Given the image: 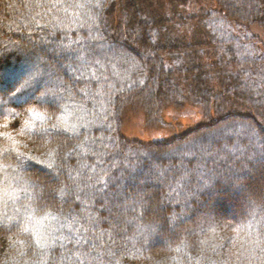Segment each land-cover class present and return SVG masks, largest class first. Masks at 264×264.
<instances>
[{"label":"trees","instance_id":"obj_1","mask_svg":"<svg viewBox=\"0 0 264 264\" xmlns=\"http://www.w3.org/2000/svg\"><path fill=\"white\" fill-rule=\"evenodd\" d=\"M129 1L132 2L130 3L125 16L127 17L124 25L125 27H122L123 30L116 33L117 26L119 27L120 25L119 22L117 23L115 30L111 31L109 29L108 21L112 24L111 20L114 22L120 20L119 17L118 19L116 18V10L122 7V0H111L110 4L106 5L102 3L99 4L100 0H0V135L4 134L3 138H0V146H5L4 148L0 147V159L3 160V162H0L5 166L4 170H6L8 162H11V154L9 153L12 150L10 143L11 133L8 132H10L13 126H15V123H13L15 120L13 118L17 113L20 112L19 114H21V111L26 108L28 103L32 100L34 101L39 95H42V98H45L43 100L46 102L48 101L47 98L53 97L55 98L54 101L59 103L57 99L58 96L61 95V92L63 93L64 91L69 90L72 94H77L79 98L84 95L83 97L87 99L88 102H92L91 98L94 96L93 94H95V90L98 88L93 86V82H90L91 86L89 85V81L91 77H93L91 75H93L94 72L97 76L96 79L94 78L96 80V82H94L97 83V85L102 82L103 78L105 79L104 83L102 82V91L103 96L108 99H103L104 102H102L101 98H96L95 95L93 99L96 102H92V105L96 110L97 118L99 117L101 121L103 116H99L98 114L100 107L104 106V109L110 108L106 113V126L108 125L113 127V129H116V122L120 119L118 107L120 106L119 102L121 101V95L124 94V91L129 90L131 84L133 87H139L138 89H140V92L135 96L138 98L140 97V100L147 101V104H149L148 106L146 105L149 110H144L145 115L148 116L147 120L150 121L155 116L156 119L160 114L159 111H161V108L163 107L161 105V102H163L162 97L167 93L166 90H171L174 85L172 79L166 77L162 66L163 60H167V57L169 60L174 57V54L173 57L169 54L185 48H187L189 56H193L194 53L200 54V49L198 48L202 46L201 44L206 46L209 44L211 45L210 42L208 43L207 39L212 40V34H214L210 31L211 29H209L208 22L215 17L221 18L224 13L227 17L236 20L238 23H247L246 21L248 19L254 18L255 21H257L254 24L264 26V15H262L264 12V0H212L211 3L205 7H202L201 1L198 0L196 1L198 2L197 8H204L202 9L203 13L201 12L202 15H198V12H195L197 8L195 11H191L192 9H185L187 11L180 9L183 5L185 6L186 2H191V0H163L166 1L168 5H163L154 10L152 7L155 6L154 3L159 0ZM170 3L180 5L175 6L174 4V7H172L170 6ZM161 8H164L165 10L162 17H149L153 11ZM123 12L125 13L126 10L124 9ZM140 13L146 14L149 19L143 22ZM257 14L260 15L256 16ZM119 15L120 17L123 16L122 14ZM262 16L263 18H261ZM80 24L82 25L78 28ZM131 25L134 26V29H130ZM43 26L45 27V30ZM112 29H114V27ZM198 34L200 39L196 40ZM66 35H70L72 38V46L68 44V47L65 48V50L74 53L76 56L80 55L84 50V46L90 51L88 55L86 54L89 59L86 64L84 63L78 66L77 63H79V58L76 60L75 57L72 60L64 55V50L61 46L62 38ZM114 36H120L119 41H123L126 46H129V50L126 49L127 51H121L118 47L116 50L112 48V37ZM202 36L204 37V40L202 39ZM9 40H11V47H9ZM188 40H190V42ZM221 40L227 42L226 44L228 45L233 44L237 46L234 40H231V43L224 38H221ZM240 42H244L243 39ZM158 43L161 45L158 46ZM64 44L67 46L66 43H63V46ZM180 44H182V47H180ZM101 45L106 48L105 51H107V53L108 50L111 52L112 49L114 52H112L113 55L108 57L105 55L99 57L98 55L101 60H96L97 52ZM244 45L249 46L245 43ZM119 48L121 47L119 46ZM191 48H193V50ZM118 51L119 53H117ZM191 51H193V53L190 54ZM214 52H216V55ZM214 52H207L206 56L209 57V61H211L209 62L211 67L204 72L209 74L207 76L215 79L213 80V85L220 81L222 86L216 88L224 91L226 90L223 89L226 86L224 80L228 81V79H235L229 67L230 65L236 64V62L235 60H230L229 63L227 61V56L225 54V56L222 55L219 50H215ZM253 53L255 54L257 51H253ZM202 55L203 54H201L200 57ZM37 56H39V61L36 59ZM43 56L46 59L51 57V63L48 62V64L46 60L43 61ZM262 60L264 61V59ZM95 63L98 65H95ZM99 63L103 64V66L99 65ZM136 64H140V66L137 70L135 69V71L131 73L130 69ZM46 65L48 69L44 70ZM66 66L71 67V69L67 68V71L75 73V78L70 76L71 73L69 76L66 75ZM95 66H101L102 69H97ZM211 73L213 76H211ZM85 75H87V82L82 79ZM191 76H187V79H190L191 82L200 80L198 75H195L194 78H191ZM78 77L82 78L79 79ZM126 80H128V85L125 84ZM179 80L178 83L180 82ZM154 85H156L154 88H157L158 90V96L157 94L153 95L151 93ZM229 86L230 83L228 82V87ZM28 91H30V93ZM53 91L55 95L50 96L48 93H53ZM9 92L11 95H7ZM141 94L142 96H144L143 94L149 95H145L143 98ZM250 96H246L244 93L237 96V100L239 101V104H241L237 106L239 109H236V111L241 110L242 108V111L245 112L247 110L251 111V109L255 110V107H253L255 103L250 101ZM150 97H153V99ZM65 98L66 96L62 103L58 104V108H61V106L63 107V113L61 114L57 107L54 108V105H47L50 107L51 116H54V114L55 116H66L67 113L69 115V112H71L70 114L74 113L77 107L74 105L64 106V104L67 105L71 102L70 100L69 102L67 100L65 103ZM110 99H112V101ZM219 99L220 102L223 101V98ZM216 101L218 102V100ZM156 104L159 108L158 110H155ZM224 104L226 105V103ZM39 108L42 109L41 106ZM33 110L36 112L35 109ZM56 110H58V112ZM156 111H158L157 114L155 113ZM27 120L29 121L30 119L27 118ZM6 121L7 123L5 125L4 122ZM101 121L97 120L91 129V125H89V130L85 132V137L81 135V140L78 142L75 140L80 146L76 144V147L71 150L69 149V143L60 140L61 133L55 134L56 136H59V138H55L54 141L50 143L53 151H57L59 156L56 170L54 169L57 173L55 176H57L58 179H64V173L66 177L70 174V177L68 176L70 181L67 183L62 182V184L56 181L57 183L53 186H51V184L54 183L51 182V184H49L51 186L49 191L50 195H46L47 197H44V194L43 196L42 194L37 195L39 190L42 191V187L37 184H41L40 182L45 183V178L43 177L45 175H42L44 173L39 170L40 167L33 166V168H30V170L27 171L28 175H30L27 183L33 187V190H31L33 196L31 197L34 199V208L36 209V212L32 210L33 212L31 211L27 217L25 216L26 218L24 217V222L21 221L19 223L18 221L9 224V218L15 214L16 210H12L10 207L11 205L9 206L10 208H0V215L3 214L2 217L5 222L8 221V223L0 224V264H78L79 262L83 264L82 260L91 261L94 259L96 256L94 257V255H91V249L94 247L76 250L74 245L77 238H72L70 237L71 235H66L67 233H74L73 229L78 227L81 220L77 222L75 227L73 226V223H69V225H63L65 229H60L61 223H57V221L53 226V220L49 216L58 215L56 218L59 219L62 217L66 218L67 215H70L68 218H71V216L79 218L80 216H78V212L83 210L84 207L86 210L89 208L88 212H86L87 214L89 213L92 218L104 220V224L99 223L96 225L94 222L93 224L91 223V226L88 228L91 230L92 227V231H101L100 227L102 229L105 228L106 230L109 229L107 224L111 225L113 220L117 221L116 223H122L121 225H125V220L127 222L131 221V216L129 217L126 214L134 215L136 211L137 213L147 216H160V222L166 224L167 221L171 224L164 225L165 227L163 228L156 226L157 229L154 231V234L156 235V233L160 231L159 233L163 236L156 235L155 237V235H153L152 238L154 237V239H157L155 240V243L160 241L161 238L168 240V243L171 239L173 241L181 236L185 237L184 234L187 233L189 229L191 230L197 226V223L194 222L195 220L185 223L192 218V215L189 212L201 210L207 215V218L208 216L210 218L209 223H211V226L206 227L215 230L218 229L219 231L215 233L216 235H219L220 230L223 232H221L219 236L213 234V240L205 239L204 242L206 243L204 244L206 245H203L201 252L199 249L202 245L199 243L201 246L197 245L199 247L198 253H196L197 256L192 255L194 258L191 257V252L186 249V252L181 254L183 256V261H185L184 264H264V224L259 227L261 224L258 225L255 223L256 225H253V222L249 221L253 218L255 212L259 213L258 218L264 217V167H256L257 161L263 159V157L258 155V150L255 151L256 154L251 156H246L244 154L238 156L239 153L235 154L234 157L233 154L227 155L230 159L217 163H214V160L208 162L209 158L206 155L201 157L205 158L202 162L199 161L197 162L199 163L198 165H194V162L196 161L192 158L190 163L185 161L184 158L186 156L183 155L184 151L182 149H176L177 147L168 149L171 147V144H168L166 145L167 150H157L158 153H156V156L154 157L156 163L150 164L147 163L148 156H151L149 152H151L152 149L155 150V148L161 149L164 147V144L159 147L157 144H153L152 146H146V148L141 147V149L139 147L135 148L137 147L135 145L131 146L124 143L125 145H122V147L119 148L114 144L117 137L113 136L112 138L110 134L107 135L105 131L103 132L102 128L100 129L98 127L101 126ZM104 122H106V120ZM95 129L99 131L95 132ZM199 129L196 130L199 131ZM215 130L217 131L219 129ZM250 130L256 132L253 125H250ZM191 132L193 133V130ZM107 133H110V131ZM203 134V137L195 139L190 143V147L193 150V152H190L192 157H199V154L196 153V151L199 150H195V147L200 143V140L202 141L201 143L206 144L205 142L208 139V135H206V133ZM107 136L112 140L111 144L107 146L111 150L110 158H112V160L115 158L120 164L121 169H119V173L118 170L114 173L115 178L112 180L115 184L111 181L108 182V185L107 183H104L106 187L104 186L103 191H101L102 188H96V186H94L95 184H88L87 179L89 176L87 174L85 175V170L89 160L86 155H88V149H91L89 140L92 138H98L99 141L97 142L99 145L103 146V144L106 143ZM251 137L255 138V136ZM102 139L104 140L102 141ZM252 143L253 142L249 139L248 142L246 141V144H242L241 147H244V149H252L249 147ZM220 144L222 145L223 143ZM36 145L44 152H46V148H48V144L45 142L42 143L37 141ZM206 145H208L207 154L212 158L213 156L210 154L216 150L212 148V144L207 142ZM79 148L84 150V152L77 155V152L79 151L76 150H79ZM216 148H218L217 151L220 154L223 153L220 147ZM225 148L227 149L229 147L226 146ZM98 151L99 146L97 152ZM97 152L96 154L93 153L95 159L99 154H102ZM170 152H173L172 155H169ZM174 152L176 156H174ZM71 153L75 155L74 159H76L77 162L76 160L74 161V159L68 161V157L71 156ZM76 155L78 157H76ZM167 156L169 158L171 156L170 161ZM84 157L86 158L84 159ZM110 158L109 160L111 161ZM224 165L226 167L223 168ZM258 168H261V170L258 171ZM202 169H211L212 172H215V176H219L220 179H223V182L228 183L220 182V184L208 185L209 182H207V185L200 184L202 180H205L204 176L208 174L206 170V173L204 172L203 175L201 173L198 175ZM86 171H92L91 167ZM117 176L120 178L119 180L117 179ZM234 176H236L235 178L237 179H232ZM191 178L194 179V181L191 180L194 183L188 184V181ZM245 178L248 179L245 181ZM122 180L125 182V185L126 181L131 180L130 184L126 185L125 188L126 191L124 197L126 200L123 199L125 200L123 205V200H117L118 198H121L119 194L121 192V187L123 188L121 184ZM0 181L1 187L2 180ZM18 181L19 180H17L16 184L19 185L21 181L19 183ZM229 182H233V184L231 185ZM145 183L146 186H143ZM138 186L140 188H138L139 192H147L145 193L147 196L145 198V200L147 199L146 206L143 204L145 203V200L141 201L138 198L136 200L137 205L128 202V199H131L134 194L131 190H134V188ZM151 187L154 189H150ZM183 187L184 189H182ZM201 189L203 191H207L208 189L210 192H216L218 190L221 194L223 191L228 192L230 191L229 189H235L237 193H243L246 196V198L244 197L243 202L244 210L241 211L237 206V209L234 210L233 214H225V207L233 205L229 204L228 201L221 200L223 203L219 202V205L216 204L217 206H215L219 209L218 211H204L207 207L205 206L206 201L212 202L213 200L209 194L207 195V193L201 195ZM173 190H176V197L169 195V192ZM78 191L81 193L78 194ZM183 202H185L186 206ZM131 204L134 205V209L130 208ZM165 204H168V206L163 211V208L166 207ZM42 205L47 207L44 208ZM59 205H61L60 209L62 210L52 212V209ZM119 206L122 207V210H115L116 207ZM41 208L43 210L38 214V210L40 211ZM38 216L39 218L46 217L45 220L42 221L44 227L43 230L45 229L49 234L52 229L51 227L54 229L55 226L59 224V228L57 229L61 231L60 233L63 235V241L59 240V236H61L59 234L50 238L49 241H47L48 243L45 241L43 243L39 238L37 239L38 236H34L36 239L33 240V234L35 233H32L34 230L32 226L38 221ZM171 228H174L175 232H172ZM68 229H72V232L67 231ZM227 229L229 230L227 231ZM115 230H117L116 233L118 235L121 234L120 237L122 240L123 238L125 239V234H123L125 233L124 231L127 230L125 229V226L124 228ZM203 230L204 227L201 228V231ZM127 232L129 231L127 230ZM52 233L53 231L51 234ZM171 234L173 235L171 236ZM56 236H58V239H55ZM67 236L71 239L64 240ZM199 237L201 238V235ZM200 238L193 237L189 241H191L192 245H194L193 243L198 244ZM111 240V238L107 242L106 240H101L103 242L99 240L98 243L95 244V247L98 248L100 254H103V258L101 259L102 262L117 264L115 260L118 258L117 256L115 257V255L121 252V255L119 254L118 257L127 255L132 256L131 251L135 252V248L126 251L127 248L123 246L124 249L121 248L119 251L115 252V255L111 259V255H113L114 252L113 242H111ZM146 241L147 239L137 248V253L146 246ZM201 241H203V238H201ZM167 245H169V243ZM206 249H212V251H207ZM150 250L155 252V250L153 251V248H150ZM192 253L194 254V252ZM186 255H189L187 263L184 259ZM173 262H166L164 264H175ZM125 264L134 263L130 261Z\"/></svg>","mask_w":264,"mask_h":264},{"label":"rangeland","instance_id":"obj_2","mask_svg":"<svg viewBox=\"0 0 264 264\" xmlns=\"http://www.w3.org/2000/svg\"><path fill=\"white\" fill-rule=\"evenodd\" d=\"M110 1L111 0H100L99 4L101 3L105 5L110 4ZM196 1L198 0H191V2L188 1L186 2L185 6L183 5L182 7H180V9H183L184 11H187L185 9H190V10L192 9L191 11H195L196 8L198 7V2ZM200 1L202 3V7H205L208 4H210L212 0H200ZM131 2L129 0H122L121 2L122 7L116 10L117 12L116 18L118 19L119 17L120 20H117L115 22L111 20L112 24H110V22L108 21V25L110 27L109 29L111 31L115 30V27L117 26L118 22L120 25L119 27L117 26L116 33L123 30L122 27H125L124 25L127 19V17L125 16L127 14V11L129 9ZM174 4L175 3H170V6L174 7ZM154 5L155 6L152 7L153 10L163 5H168V4L166 1L159 0L155 2ZM179 5L180 4L178 5L175 4V6H179ZM202 7L197 8V10L195 11V12H198V15H202L201 12H202V9H204ZM124 9L126 10L125 13L123 12ZM121 10H122V13H121ZM164 11H165L164 8L155 10L149 15V17L154 16V17L160 18L162 17V14ZM119 14H122L123 16L120 17ZM259 15L260 14H257L256 16H259ZM262 15H264V12L262 13ZM141 17H142L141 19L143 20V22L149 19L148 16L144 13L141 14ZM261 18H263V16ZM246 22L247 23H244V22L238 23L236 20H232L230 17H227V15L224 13L221 16V18L215 17L213 20H210L208 22L209 29H211L210 31L213 32L214 34H212L213 36L212 40L207 39L208 43L210 42L211 45L209 44L208 46H206L204 44H201L202 46L198 48L200 49V54L194 53L193 56L192 55L189 56V52L187 48H185V49L177 50V52L175 53L169 54L172 57L174 54V57L173 58L171 57L172 59L170 60L167 57L168 55L166 56L167 60L162 61L163 70H164L166 77H168V79L169 77L172 79V82L174 83V85L171 90H168V91L166 90L167 93L164 94V96L162 97L163 102H161V105L163 107L161 108V111H159L160 114L157 116L156 119H155L156 117L155 116L152 120L150 121L147 120L148 116L145 115L144 109L149 110L148 107H146V105L148 106L149 104H147V101H144V100L142 101L140 100V97L138 98L135 96L137 93L140 92L139 91L140 89H138L139 87L138 88L133 87L131 84L128 91H124L123 92L124 94L122 95L120 94L121 101L119 102L120 106L118 107V111L120 113V117H119L120 119H118V122H116V125H115L116 129L115 128L113 129V127H110L108 125L106 126L107 124L106 113L107 111H109L110 108L104 109L105 108L104 106L100 107V111H98L99 112L98 114L99 116L101 115L103 116V119L101 121L99 117H98L99 119L97 118L96 116L97 113L95 112L96 110L94 109L92 105V102L95 101L93 99L95 95H96V98L97 97L101 98L102 102H104L103 99L105 100L108 99L107 97L103 96V91H102V85L105 79L103 78L102 79L103 83L100 82L97 85V83H95L96 82L95 79L97 78V76L95 75L94 72H93V75H91L93 77H91L89 81V85L91 86V83L93 82V86H96L95 88L97 87L98 88L95 90V94H93L94 96L91 98L92 102H88L87 99L83 97L84 95H82L81 98H79L77 94L74 95L72 94L71 91L68 90V91H64L63 93L61 92L60 96L57 95L58 96L57 100L59 101V103L58 102L56 103L54 101L55 98L53 97L51 98L49 96H48L49 98H47L48 101L46 102L45 100H43L45 98H42V95L41 96L39 95L38 98L34 99V101L32 100L30 103H28L26 108H24L21 111V114H19L20 113L19 112L17 113V115L14 116L13 119L15 121H13V123H15L14 124L15 126H13L10 132H8V133H11L10 143H11L12 150L11 152H9L11 154L10 155L11 162H8L6 170H4L5 166H3V164L0 162V180H2V184L0 187V208H3V207L7 208L11 205L10 206L11 209L16 210L15 214L9 218L10 219L9 224L16 223L18 221L19 223L21 221L24 222L23 220L24 217L25 216L27 217L28 214H30L32 210L36 212V209L34 208L35 202H34V199L31 197L33 196L32 191H31L33 190L32 189L33 187H31V185L27 183V180L30 176L28 175L27 171L30 170V168H33V166L40 167L39 170H41L44 173L42 175H45L43 176L45 178V183L40 182L41 184H37L38 186L42 187L41 188L42 191L39 190L37 192V195L42 194L43 196L44 194V197H47L46 195H50L49 194L50 193L49 191L51 189L50 187L55 185V183L58 182L62 184V182L67 183L68 181H70V179L68 178V176L70 177V174L67 175L66 177L64 172H63L64 179H58L57 176H55L57 175L55 170H56L57 163L59 162L58 161L59 156H58L57 151L55 152L53 151L51 144H50L54 141L55 138H59V136H56L55 134L61 133L60 140L69 143V147H70L69 149L71 150L72 148L76 147V144H77L76 142L81 140V135L85 137L84 135H85V132L89 130L88 128L89 125H91L90 127L91 129L97 120L101 121L100 122L101 126H98V127L100 129L102 128L103 132L105 131L107 135L110 134L112 138L113 136L117 137L114 144L119 148L122 147V145H125L124 143H127L131 146H134V145L137 146L135 148H138V147L146 148V146H149V145L152 146L153 144L155 145L157 144L159 147L160 145L164 144V147H162L161 149L155 148L156 151L152 149L151 152H149L151 156H148L147 163H150V164L156 163V160H154V157L156 156V153H158L157 150H163V149L167 150L166 145L171 144V147H169L168 149L172 147H177L176 149H179V148L182 149L184 151L183 155L186 156L184 158L185 161L190 163L192 161L191 160L192 158L194 159V161H196L194 162V165L195 164L198 165L199 163L197 162L199 161L202 162L205 158H201V157L206 156V155L209 158L208 162H211L212 160H214L213 162L217 163V162L226 161L227 159H230L229 156L227 155L233 154V157H234L235 154L239 153L238 156H241V154H244L246 156H251L253 154H256L255 151L258 150L259 151L258 155L260 157H263V159H261V161L256 160L257 161L256 167H261V166L264 167V61L262 60L264 59V26H259L257 24H254L257 22L255 21L254 18L248 19ZM81 25L82 24H80L78 28H80ZM113 27L114 29H112ZM43 28L45 30L44 26ZM130 29H134V26L131 25ZM221 38H224L225 40L230 41V43L232 42L231 40H234L237 46L231 44L232 45L231 47L230 44L229 45L226 44L227 42H223ZM198 39H200L199 34L196 37V40ZM202 39L204 40V37ZM242 39L244 42H240ZM119 40H120V36L112 37V41H113L112 48L116 50L118 47V49L121 51H124L126 49L129 50L128 48L129 46H126V44H124L123 41L121 42ZM205 40H206V37H205ZM188 41L190 42V40ZM71 42H72V38L70 37V35L69 36L66 35L65 37L62 38V46L61 45L60 46L64 50V55H66L67 58L69 57V59L71 58L72 60L75 57H76V60L79 58L78 60L79 63H77L78 66L84 63L86 64L89 60L86 54L88 55L90 51L87 49L86 46H84V50L80 53L79 56H76L74 53H70L69 51L65 50V48L68 47V44L71 45ZM63 43H66L67 46H65V44L63 46ZM244 43L249 46H245ZM74 45H75V42H74ZM157 45L160 46L161 44L158 43ZM102 46L103 45H101L98 49L96 60H101L99 57H102L103 55H105L106 57L113 55L112 53L114 52L113 49L111 52L108 50V53H107V51H105L106 48ZM119 46L121 48H119ZM194 46L196 47L195 44ZM9 47H11V40H9ZM180 47H182V44H180ZM191 49L193 50V48ZM215 50L221 51L222 55L225 54L227 56V61L229 63H230V60H235L238 66L237 67L236 64L230 65L229 68L231 69V73L233 74V77H235V79H232V80L228 79V81L224 80V83H226L225 88H223V89H226L224 91L216 88V87L222 86V83L220 81H218L217 84L213 85V80L215 79H212L213 77L207 76L209 74L207 72H204L206 69L209 70L211 67V64H209V62L211 61H209L210 60L209 57L206 56L207 52H214ZM253 51H257V53L254 54ZM117 53H119V51ZM191 53H193V51H191L190 54ZM214 53L216 55V52ZM201 54L203 55L200 57ZM36 59L39 61L40 60L39 56H37ZM44 60H46L47 63L48 62L51 63V57L46 59L43 56V61ZM96 64L97 63H95V65ZM99 65L103 66V64H100V63ZM139 66L140 64L134 65V67L130 69L131 73H133L135 69L137 70ZM65 68H66V75L69 76L71 72L67 71V68L71 69V67L66 66ZM96 68L102 69L101 66L96 67ZM47 69L48 67L46 65L44 67V70H47ZM186 75L187 76L192 75L191 78H194L195 75H198L200 77V80L196 82H191L190 79H187ZM70 76L72 78H75V73H71ZM211 76H213L212 73H211ZM78 78L81 79L82 77L81 78L78 77ZM82 79L87 82L88 81L87 75H85ZM179 79H182V80H179ZM128 80L125 81L126 82L125 84L127 85H128ZM178 80L180 81L179 83H178ZM228 82L230 83L229 87H228ZM154 87H156V85L152 87L153 92L151 91V93L153 95L157 94L158 96L159 95L158 90L157 88H154ZM28 92L30 93V91ZM243 93L246 96L251 95L250 101L255 103V105L253 106L255 107V110L251 109V111L247 110L245 112V111H242L243 109L242 108L241 110H239L240 112L234 113L233 109H239L237 106L241 104V103L239 104V101L237 100L238 99L237 96L240 94L242 95ZM48 94L50 96L55 95L54 91L53 93H48ZM7 95H11L10 92ZM143 95L145 96L149 94H143ZM65 96L67 98V99L65 98V103L67 100L68 102L69 100L71 102H69L67 105L64 104V106H70V105L76 106L77 108L75 107L76 110L74 111V113L70 114L71 112H69V115L67 114L66 116H63V115L55 116V114L54 116H51L50 107L47 105L49 104L54 105V108L57 107V109L59 110L61 114L63 113L62 111L63 107L61 106V108H58V104L62 103ZM144 96L142 97L144 98ZM150 98L153 99V97H150ZM219 98H223V101L220 102ZM110 100L112 101V99ZM216 100H218V102ZM224 103H226V105ZM40 106L42 109L39 108ZM155 107H156L155 110L159 109L157 107V104L155 105ZM33 109H35L36 112ZM58 110L56 111L58 112ZM157 112L158 111H156L155 113L157 114ZM27 118H29L30 120L28 121ZM105 120L106 122H104ZM6 123L7 121L4 122L5 125ZM250 125H253V127H255L256 132L250 130ZM196 129H199V131ZM215 129H219V130L216 131ZM95 130H96L95 132L99 131L97 129ZM192 130H193V133L191 132ZM109 131L110 133H107ZM105 133H104V137H105ZM203 133H206V135H208L207 136L208 139L206 140L205 143L207 144L208 142L212 144V148L216 150L213 152L214 154L213 153L210 154L213 156L212 158L209 157V155L207 154L208 145L201 143L202 142L201 140H200V143L198 142L199 144L195 147V150H199V151H196V153L199 154V157L191 156L190 152H193V150L190 147V143L194 141L195 139H200L201 137H203L204 135ZM3 136L4 134H1L0 138H3ZM251 136H255V138ZM104 139H102V141ZM249 139L250 141L253 142L251 145H249V147L252 149H249V148L244 149V147H241V145L242 144L245 145L246 141L248 142ZM37 141L42 142V143L45 142L48 144V148H46V152L42 151L41 149L37 147L36 145ZM97 141H99L98 138H92L91 140H89L91 149H88V152H87L88 155H86L89 161L86 166L87 168L86 167L85 168L87 170L88 168L91 167L92 171L85 170V175L87 174L89 176V178L87 179L88 184L93 183L95 184L94 186H96V188L98 189L102 188L101 191H103L104 186L106 187L104 183H107V185H108V182L110 181L113 183L114 182L113 180L115 178L114 173L116 172V170H118V173H119V169H121V166L118 163V161H116L115 158L113 160L112 158H110L111 150L107 146L111 144L112 140L109 139V136L106 137V143H104L103 146L99 145ZM219 142L223 144L221 145ZM98 146H99V151L97 152ZM226 146L229 148L226 149L225 148ZM0 147L4 148L5 146L4 147L0 146ZM216 147H220L223 153L220 154L217 151L218 148ZM76 151H79L77 152V155H79L81 152H84V150H81V148H79V150L77 149ZM96 152L102 153V154H99L95 159L93 155L96 154ZM172 153L173 152H170L169 155L170 154L172 155ZM77 155L76 157H78ZM174 156H176L175 152H174ZM86 157H84V159ZM74 158H75V155L71 153V156L68 157V161ZM109 158L111 159V161L109 160ZM167 158L170 161L171 156L170 158L167 156ZM75 160L76 159H74V161ZM82 160H83V157H82ZM0 161L3 162L2 159H0ZM224 167L226 166L224 165L223 168ZM206 170L202 169L198 175H200V173L203 175L204 172L206 173ZM260 170L261 168L260 169L258 168V171ZM207 173L208 174L204 176L205 180L204 181L202 180L200 184L207 185V182L210 183V184L208 183V185L217 184V183L220 184V182L228 183V182H223L222 181L223 179H220L219 176L217 175L215 176V172H212L211 169L210 170L208 169ZM235 177L236 176L232 177V179H237ZM117 179L119 180L120 178L118 177ZM247 179L248 178H245V181ZM17 180H19L18 183L21 181L19 185L16 184ZM191 180L194 181V179L191 178L188 181V184L194 183ZM51 182L54 184H51ZM121 182L120 183L122 184L123 188L121 187V192L119 195L122 199L118 198L117 200L122 201L123 199H125L124 193L126 191L125 189L126 185L130 184L131 180L126 181V185L123 180ZM49 184H51V186ZM229 184L232 185L233 182H229ZM143 186H146V183ZM138 188L139 186L134 188V190H131V192H133L134 194L132 195L133 197L131 199H128L129 200L128 202L133 203L134 205L136 204L137 198L142 201V200H145V198L147 197L145 195V193L147 192L145 193L139 192L140 188L139 189ZM150 189L153 190L154 188L151 187ZM182 189H184V187ZM229 190L230 191L228 192L223 191L221 194L220 191L218 192V190L216 192L212 191L213 192L212 193L208 189L207 191L206 190L203 191L201 189L200 191L201 195L207 193V195L209 194V196L213 200L212 201L213 203L211 201L209 202L206 201L205 206L207 207L204 209V211H207V210L214 211V212L218 211L219 209L216 208L215 206L219 205V202H222L221 200L228 201L229 204L233 205V206H230L228 204L229 206H226V207L224 206L225 214L226 213L233 214L234 210L237 209V206L239 207L241 211L244 210L243 202H244V197L246 198V196L243 193H237L235 189L233 190L229 189ZM80 193L81 192L78 191V194ZM169 195L170 196L173 195L174 197H176V190L169 192ZM186 195H187V192H186ZM125 200H123L122 205L124 204ZM21 203H22V206H21ZM133 204H131V207H130L132 209H134ZM143 204H145L144 206L147 205V199L145 200V203ZM183 204H185V202H183ZM42 206L44 208L47 207V206L45 207L44 205ZM165 206L166 207L164 208L161 207L163 208V211L165 208H167L168 204H165ZM60 208H61V205L57 206L56 208H53L52 212L56 210L57 211L62 210ZM118 209L122 210V207L120 206L116 207L115 210H118ZM42 210H43L42 208L40 211L38 210V214H40ZM88 210H86V208L84 207L83 210L78 212L79 213L78 216L80 217L77 218L75 216H71L72 219L68 218V216L70 215H67L66 218L62 217L59 219L56 218L58 217V215H49L51 219L53 220V226H54V223H56L57 221H58L57 223H61L60 229L61 228L65 229L63 225H69V223H73V226L75 227L77 222L81 220V222H79L78 227H75L73 229L74 233H69V234L67 233L66 235H71L70 237L77 238V241L75 242V245H74V248H76V250L78 249L83 250V248L88 249V248L94 247L93 249H91L92 250L91 255H94V257L95 256L96 257L92 259L91 261L82 260L83 264H109L108 262L104 263L101 261V259L103 258L102 256L103 254H100V252L98 251V248L95 247V244H97L99 240L100 241L106 240L107 242L110 238L112 239L111 242H113V247H114V252H113V255H111V259L115 255V252L119 251V249L121 248L123 249L124 247L127 248L126 251H130L132 248H135V252L131 251L132 256L127 255V256L118 257L119 254L121 255V252L115 255V257L117 256L118 258L117 260H115L117 264H125L130 261L134 264H164L166 262L172 263L173 261H174L173 263L175 264H184L185 261H183L182 259L183 256L181 254L183 252H186V249H188L191 252V257L192 255L197 256L196 253H198V248H199L197 245H200L199 243H201L202 247L199 249V251L201 252L203 245H206L204 244L206 243L204 242V240L205 239L213 240V234L216 235L215 233L219 231L218 229L215 230L212 228H208L211 226V223H209V219H210L209 216L207 218L206 217L207 215L203 213V211L200 210L201 211L200 212L199 210H195L193 212H189L192 215V218L185 223L192 222L193 220H195L194 222L197 223V226H195L191 230L189 229V231L184 234L185 237L181 236L180 238H177L176 240L174 239L173 241L171 239L170 242H168L169 245H167L168 240H166L165 238H161L162 240L160 239V241L156 243H155V240L157 239H154V237L152 238V236L155 235L154 231L157 229L158 226L160 228H163L165 227L164 225L171 224L170 222H167V221H166V224H163L162 222H160L161 217L158 215L157 216H154V215L147 216V215L137 213L136 211L134 215L126 214L129 217L131 216L130 217L131 221L127 222L125 220L124 221L125 225H121L122 223H116L117 221L113 220L111 225L107 224L109 229L106 230L104 228L105 229L104 230L100 227L101 231H97V230L92 231V227H91V230L90 228H88L91 226V223L93 224L94 222L96 225H98L99 223L104 224V220L92 218L89 213L87 214ZM2 215H0V224L8 223V221L5 222ZM258 217H259V213L255 212L253 218L250 219L249 221L253 222V225L261 224L259 226L261 227L263 226L262 224H264V217L263 218L262 217L258 218ZM45 218H42V217L39 218L38 216L37 218L38 221H36V223L33 222L35 223L32 226V228H34L32 233H35L33 234V240L36 239L35 237L38 236L37 239L39 238V240H41L44 243V241L47 242L49 241L50 238H53L54 235L59 234L61 235L59 236L60 238L59 240L63 241L62 240L63 235L60 233L61 231L57 229L59 228L58 226L59 224L56 225L54 229L53 227H51L52 229L50 231V234L47 231H45V229L43 230L44 227H43L42 221H44ZM124 226H125V229H127L129 232H127V230L124 231L125 233L123 234H125V239L123 238L122 240L120 237L121 234L118 235L116 233L117 230L115 229L124 228ZM203 227H204V230L201 231V228ZM171 230L172 232H175L174 228H171ZM228 230L229 229H227V231ZM52 231L53 233L51 234ZM67 231L72 232V229H68ZM159 232L160 231H158L156 235L163 236ZM221 232L223 231L220 230V233ZM172 235L173 234H171V236ZM200 235H201V238H203V241H201V238L199 237ZM193 237L200 238L198 244L193 243L194 245H192L191 241H189ZM55 239H58V236H56ZM70 239L71 238L67 236L64 240H70ZM146 239H147L146 246H145L146 248L143 247V249L139 250V253H137L138 252L137 248L141 244H143V242H145ZM150 248H153V251L155 250V252H152L151 251L152 249L150 250ZM206 250L212 251V249L210 250L206 249ZM192 252H194V254ZM188 257L189 255L188 256L186 255V257L184 258L186 260V263L188 262L187 261ZM78 264H82V263L79 262Z\"/></svg>","mask_w":264,"mask_h":264},{"label":"bare ground","instance_id":"obj_3","mask_svg":"<svg viewBox=\"0 0 264 264\" xmlns=\"http://www.w3.org/2000/svg\"><path fill=\"white\" fill-rule=\"evenodd\" d=\"M254 28H256V27H254ZM219 90H220V89H219ZM219 94H220V93H219ZM232 109H233V108H232ZM233 110H234V113H236V112H237V113L240 112L239 110L236 111V109H233ZM65 111H66V110H65ZM67 114H68V113H67Z\"/></svg>","mask_w":264,"mask_h":264}]
</instances>
